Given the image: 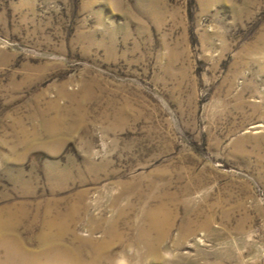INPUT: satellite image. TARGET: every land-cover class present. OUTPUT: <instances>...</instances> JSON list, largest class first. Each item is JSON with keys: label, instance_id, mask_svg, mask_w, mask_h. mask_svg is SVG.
Instances as JSON below:
<instances>
[{"label": "rangeland", "instance_id": "1", "mask_svg": "<svg viewBox=\"0 0 264 264\" xmlns=\"http://www.w3.org/2000/svg\"><path fill=\"white\" fill-rule=\"evenodd\" d=\"M2 222L0 264H264V0H0Z\"/></svg>", "mask_w": 264, "mask_h": 264}, {"label": "bare ground", "instance_id": "2", "mask_svg": "<svg viewBox=\"0 0 264 264\" xmlns=\"http://www.w3.org/2000/svg\"><path fill=\"white\" fill-rule=\"evenodd\" d=\"M156 218V217H155ZM154 222H155V227L158 230L160 236L166 234L167 232V228H163V227H160V224H159V220L156 218L154 219ZM7 230H9V223H3L0 225V232H6ZM9 233V232H8ZM161 236V237H162ZM48 243V244H47ZM53 243V241L51 242H48L45 240V248L41 250V252L38 253V255H42V256H45V257H48V258H51V259H54V258H59V259H62V255H65L66 257H73V253H71L69 251V249L66 247V248H62V247H59L58 245H55V244H51ZM33 251L31 250H26V249H22L21 247L17 248L16 246H14L12 249H11V255H16L18 256L20 259H25L26 258V255H32ZM36 254V253H34ZM26 264V263H25Z\"/></svg>", "mask_w": 264, "mask_h": 264}]
</instances>
